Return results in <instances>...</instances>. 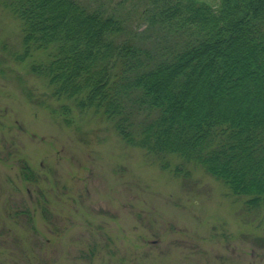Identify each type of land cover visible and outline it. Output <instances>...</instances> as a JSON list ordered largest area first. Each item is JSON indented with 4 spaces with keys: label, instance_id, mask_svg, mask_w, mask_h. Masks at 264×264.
<instances>
[{
    "label": "rangeland",
    "instance_id": "obj_1",
    "mask_svg": "<svg viewBox=\"0 0 264 264\" xmlns=\"http://www.w3.org/2000/svg\"><path fill=\"white\" fill-rule=\"evenodd\" d=\"M86 1L137 25L141 0ZM21 35L0 4V264H264L263 207L200 167L174 174L56 98L18 57Z\"/></svg>",
    "mask_w": 264,
    "mask_h": 264
},
{
    "label": "trees",
    "instance_id": "obj_2",
    "mask_svg": "<svg viewBox=\"0 0 264 264\" xmlns=\"http://www.w3.org/2000/svg\"><path fill=\"white\" fill-rule=\"evenodd\" d=\"M0 4L21 23L18 57L56 98L174 174L200 167L264 208V0H141L135 26L108 1Z\"/></svg>",
    "mask_w": 264,
    "mask_h": 264
}]
</instances>
